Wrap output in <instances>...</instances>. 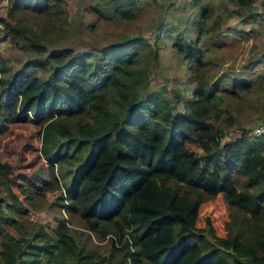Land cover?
Here are the masks:
<instances>
[{
  "label": "trees",
  "instance_id": "16d2710c",
  "mask_svg": "<svg viewBox=\"0 0 264 264\" xmlns=\"http://www.w3.org/2000/svg\"><path fill=\"white\" fill-rule=\"evenodd\" d=\"M255 2L190 0L196 38L180 23L167 29L188 71L182 94L148 88L158 41L142 31L75 50L55 42L69 25L62 0H9L0 20L25 57L13 69L0 54V130L36 125L47 173L16 180L12 163L0 160V264H96L94 239L108 236L129 245L130 264H264V134L223 140L238 122L227 97L251 87L216 88L198 42L219 29L217 8L234 6L239 31L259 15ZM104 7L129 20L140 4ZM157 19L161 30L165 19ZM218 193L229 208L225 236L209 218L196 224L199 205ZM178 196L190 203L185 213L173 210ZM46 210L52 226L31 217Z\"/></svg>",
  "mask_w": 264,
  "mask_h": 264
},
{
  "label": "rangeland",
  "instance_id": "374dc122",
  "mask_svg": "<svg viewBox=\"0 0 264 264\" xmlns=\"http://www.w3.org/2000/svg\"><path fill=\"white\" fill-rule=\"evenodd\" d=\"M138 1L139 14L134 19L127 20L117 17L104 7V0H62L69 25H65L66 30L61 32L55 42L60 46L84 50L92 46H106L122 34L142 31L152 42L158 41L156 65L148 88L153 89L158 83H162L168 89L176 88L183 94L188 85V71L181 56L171 48L170 31L167 29L171 28V24L180 23L184 27L183 31L195 39L197 33L190 22L195 18L196 9L190 4V0ZM158 2L163 5L159 6ZM255 3L259 15L251 17L253 19L241 29L244 31L236 29L239 27L236 24V10L233 5L228 4L223 6L224 9L217 8L222 13L219 29L203 34L198 41L203 50V60L214 63L209 80L216 88L230 87L235 81L249 83L251 87L249 90L240 89L238 95L227 97V107L236 111L234 114L238 119L225 132L223 140L227 141L245 130L250 132L252 126L264 122V20L259 19L264 14V0H256ZM95 7L101 11H96ZM227 7L234 10L233 15H227ZM7 11L8 7L2 9L0 18H7ZM158 16L165 19L161 30L158 29ZM1 57L15 69L23 63L25 52L9 41ZM250 62H254L252 67H248ZM39 145V128L32 123H13L0 130V160L12 163L16 180L23 175L33 176L35 171L43 168V176H46L47 167L39 154ZM13 189L16 190V187L13 186ZM57 194L58 191L47 192L46 197L53 201ZM189 206L185 196H178L173 201V210L180 213H185ZM31 215L45 226L53 225L51 210ZM198 215V226L205 225V218H209L214 233L225 236V225L230 215L221 193L202 202L198 207ZM94 241L97 243L96 264H130V247L127 243L120 246L111 236L103 241Z\"/></svg>",
  "mask_w": 264,
  "mask_h": 264
},
{
  "label": "built area",
  "instance_id": "2783aa9c",
  "mask_svg": "<svg viewBox=\"0 0 264 264\" xmlns=\"http://www.w3.org/2000/svg\"><path fill=\"white\" fill-rule=\"evenodd\" d=\"M9 0H0V11L8 7ZM9 45V38L5 33L4 22L0 20V54ZM250 133L252 139L264 134V122L258 123L251 127Z\"/></svg>",
  "mask_w": 264,
  "mask_h": 264
}]
</instances>
